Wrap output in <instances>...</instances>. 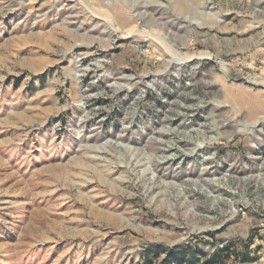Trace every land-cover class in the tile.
Segmentation results:
<instances>
[{
    "label": "rangeland",
    "instance_id": "1",
    "mask_svg": "<svg viewBox=\"0 0 264 264\" xmlns=\"http://www.w3.org/2000/svg\"><path fill=\"white\" fill-rule=\"evenodd\" d=\"M225 246L264 264V0H0V264Z\"/></svg>",
    "mask_w": 264,
    "mask_h": 264
},
{
    "label": "trees",
    "instance_id": "2",
    "mask_svg": "<svg viewBox=\"0 0 264 264\" xmlns=\"http://www.w3.org/2000/svg\"><path fill=\"white\" fill-rule=\"evenodd\" d=\"M177 249V248H176ZM225 251H229V246H225L219 250H217L215 253H213L209 260H206L204 262H202L201 264H223V260L229 257V254L223 255V252ZM168 258L167 260H178L181 258H184V255L182 254H176V255H172L171 253H168ZM241 260H246V258H242ZM185 264H200V260L199 258L192 256L190 259H187L184 261Z\"/></svg>",
    "mask_w": 264,
    "mask_h": 264
},
{
    "label": "bare ground",
    "instance_id": "3",
    "mask_svg": "<svg viewBox=\"0 0 264 264\" xmlns=\"http://www.w3.org/2000/svg\"><path fill=\"white\" fill-rule=\"evenodd\" d=\"M136 33H137V31H136ZM130 36H132L133 35V33L132 34H129ZM165 46V48H166V51H168L170 54H172L173 56H177V57H182V55H180V53H177V52H175V51H173V48H171L170 46H167V45H164ZM184 59L186 60V59H188V56H186V57H184ZM178 60H180V59H178Z\"/></svg>",
    "mask_w": 264,
    "mask_h": 264
}]
</instances>
